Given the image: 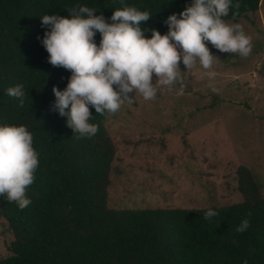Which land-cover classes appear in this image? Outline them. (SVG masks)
<instances>
[{
    "label": "trees",
    "instance_id": "obj_1",
    "mask_svg": "<svg viewBox=\"0 0 264 264\" xmlns=\"http://www.w3.org/2000/svg\"><path fill=\"white\" fill-rule=\"evenodd\" d=\"M191 0H0V123L25 125L39 154L31 204L21 210L0 196V216L14 238L0 264H264V196L252 170L240 165L243 200L202 208H113L109 186L114 147L107 114L91 108L92 137L78 138L66 117L52 110L53 86L64 90L71 72L53 67L42 45L41 17L68 16L88 6L111 23L113 12L135 6L152 16L142 27L167 33L165 20ZM240 7L237 9L236 4ZM224 20L238 21L259 10L261 0H232ZM97 32L95 41L99 44ZM24 85V105L6 89ZM208 210L218 215L204 219ZM251 212V216L247 213ZM244 219L250 227L237 232Z\"/></svg>",
    "mask_w": 264,
    "mask_h": 264
},
{
    "label": "rangeland",
    "instance_id": "obj_2",
    "mask_svg": "<svg viewBox=\"0 0 264 264\" xmlns=\"http://www.w3.org/2000/svg\"><path fill=\"white\" fill-rule=\"evenodd\" d=\"M251 37L247 58L221 53L210 80L197 64L183 87L154 101L137 95L105 125L114 147L109 186L113 208L224 206L243 200L238 167H249L264 196V0L238 21ZM181 70L186 71L181 63ZM216 89L217 91H213ZM131 95H135L132 93ZM14 238L0 216V258Z\"/></svg>",
    "mask_w": 264,
    "mask_h": 264
},
{
    "label": "clouds",
    "instance_id": "obj_3",
    "mask_svg": "<svg viewBox=\"0 0 264 264\" xmlns=\"http://www.w3.org/2000/svg\"><path fill=\"white\" fill-rule=\"evenodd\" d=\"M232 7V0H191L182 12L167 17V33L151 29L150 38L142 25L152 15L126 4L113 12L111 23L96 15L94 8L81 5L68 9L70 18L44 15L41 23L49 30L42 45L49 54L48 62L71 72L64 90L53 86L52 110L67 118L66 126L79 134L78 138H90L98 131V125L90 123L91 108L97 114H115L126 103H134L137 95L154 101L165 89L182 88L185 74L197 64L208 70L210 80L214 79L216 72L211 69L219 57L212 53L209 43L221 53L242 58L253 49L243 26L223 19ZM97 32L101 35L99 44L95 41ZM181 63L186 71L181 70ZM6 94L23 107V84L7 88ZM38 167L39 154L28 128L0 123V196L6 195L7 201L21 210L29 206L32 201L27 190L36 179ZM216 215L208 210L204 219ZM248 227L250 221L244 219L236 231L244 232Z\"/></svg>",
    "mask_w": 264,
    "mask_h": 264
}]
</instances>
